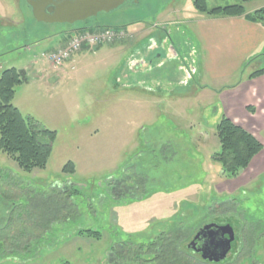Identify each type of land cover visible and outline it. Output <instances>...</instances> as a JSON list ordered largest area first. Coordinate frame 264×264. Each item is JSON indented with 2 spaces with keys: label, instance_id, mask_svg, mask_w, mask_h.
Returning a JSON list of instances; mask_svg holds the SVG:
<instances>
[{
  "label": "rangeland",
  "instance_id": "374dc122",
  "mask_svg": "<svg viewBox=\"0 0 264 264\" xmlns=\"http://www.w3.org/2000/svg\"><path fill=\"white\" fill-rule=\"evenodd\" d=\"M136 1L67 26L38 23L25 0H0V76L9 69L22 74L26 81L15 87L12 105L55 135L41 170L25 172L0 151V264H111L107 255L113 243L146 244L171 223L189 227L186 246L204 224L226 218L243 228L224 264H264V100L255 98V90L238 100L233 96L237 107L247 104L241 113L235 110V122L263 150L233 179L211 161L219 150L216 125L227 106L220 94L264 69V41L244 56L220 59L223 65L211 70L198 36L209 15L197 11L192 0ZM206 3L209 10L264 8V0ZM257 24L264 29V21ZM115 28L153 33L137 42L154 48L150 54L161 63L139 73L129 70L135 51L126 44L84 47L60 69L45 57L74 34ZM169 53L176 58L172 62ZM67 163L72 173L63 172ZM122 180L126 187L139 186L115 199L110 184ZM64 189L78 195L61 198V205L50 198L51 190ZM64 202L77 214L62 222L53 209ZM29 210L34 211L30 221ZM41 220L51 223V232L36 241L47 226ZM78 229L101 236H77Z\"/></svg>",
  "mask_w": 264,
  "mask_h": 264
},
{
  "label": "trees",
  "instance_id": "16d2710c",
  "mask_svg": "<svg viewBox=\"0 0 264 264\" xmlns=\"http://www.w3.org/2000/svg\"><path fill=\"white\" fill-rule=\"evenodd\" d=\"M193 7L200 13L207 14L212 17H244L248 22L258 23L264 21V8L256 10L250 14H245L242 5L227 6L224 8H214L209 10L207 8L206 0H192ZM264 74V69L256 71L249 76V79L256 78ZM21 75L15 69L5 70L0 76V151L8 156L17 166L25 171L30 172L33 170L44 169L52 150V141L55 138L53 132H50L31 117H24L17 108L12 105V100L15 95V87L22 82H25V78H21ZM215 136L219 142V150L212 154L211 161L218 164L222 175L233 179L236 178L240 172L246 169L253 158L257 156L262 150L263 145L256 140V138L245 131L240 126L234 124L227 117L222 116L216 125ZM43 138L46 140L43 141ZM43 141V142H42ZM74 167L71 163H67L63 168V172L72 173ZM124 180L114 182L110 184V190L118 199L124 194L136 189L137 186L124 185ZM120 185V186H119ZM121 185L123 188H121ZM119 186V187H118ZM60 188V187H59ZM58 188V189H59ZM117 189H119L117 191ZM132 193V192H131ZM45 195V193H43ZM54 202L69 201L78 195V191L74 189H64L60 192H54L51 190L50 194ZM62 196V197H56ZM59 198V199H58ZM221 205V202L219 203ZM57 204V209H53V214L61 213L62 222L73 217L72 214H77L71 208V204L66 202L63 206ZM59 208V209H58ZM68 210V214H64L62 210ZM71 211V212H70ZM27 220L34 218V211H27ZM22 215V214H21ZM54 216V215H53ZM31 217V218H30ZM218 220L223 218L216 217ZM48 220L42 221L43 234L38 235L36 241L43 239L45 233H50L49 230L52 225ZM60 223V221H54ZM212 222V221H210ZM225 223L229 224L235 231L236 235L243 228L240 221H235L231 218H226ZM252 224V223H250ZM255 225V224H253ZM252 226V225H251ZM33 227V225L31 226ZM38 227V228H39ZM256 227V226H255ZM253 231H260L252 226ZM190 229L187 226L179 227L168 223L164 225V228L158 232V234L146 244H134L131 241H120L113 243L109 248L107 259L111 264H127V262H143V264H209L202 261L198 255L186 249L184 241L190 234ZM75 234L77 236H83L99 240L101 232L94 229H78ZM239 237L237 235L236 241L233 244V248L236 249ZM1 248V246H0ZM28 250V249H27ZM233 250V249H232Z\"/></svg>",
  "mask_w": 264,
  "mask_h": 264
},
{
  "label": "crops",
  "instance_id": "0c3cea01",
  "mask_svg": "<svg viewBox=\"0 0 264 264\" xmlns=\"http://www.w3.org/2000/svg\"><path fill=\"white\" fill-rule=\"evenodd\" d=\"M252 12L253 10L248 12L245 11V14H250ZM126 35L128 37L127 39L125 38L113 44H119L123 47L125 44L128 45V47H132L133 45L135 53L127 62L129 70H132L135 73H139L141 71H146L148 67H152V63L154 62L159 61V64L161 63L160 61L162 60L161 58H159V56L150 54L151 51H154L152 50L154 48H149V46H144V48H141L139 45V43L141 42H137L138 40L142 41L145 39H152L151 35H153V33H145L144 30L139 29L137 33L134 32L131 34H127L126 32ZM198 36L201 40L204 53H206L207 63L205 65L208 69L215 70L216 67L220 68V66L223 65L221 64L220 59L231 58L237 55L244 56L245 52L247 51L246 49L258 46L261 42H263L264 29L257 23L248 22L243 16H209V19L205 20L202 23L201 31ZM100 48L101 47H98L95 50H99ZM113 51L117 50L113 49ZM79 54H77L76 56H78ZM151 55L152 57H150ZM168 55V59H170L169 61L172 62L176 59L171 58L170 53ZM242 83H240L238 87H235L234 89L230 88L227 91H224L225 93L223 92L220 94V99L223 98L225 100L224 103L226 102L227 104V106H225V112L223 116L227 117L236 125L238 124L235 122L237 119L235 110H238L241 113V111H243L242 107L243 105H245V101H241L239 103V107H237V102L233 99L234 95H236L235 97L238 100V98H240L242 94L251 96L252 94H254L253 90H255V98L264 100V74L252 79H249L248 77V80L244 81L245 84L251 83L250 85H248V87H244L245 85L242 87ZM247 90H249L248 93H246ZM227 92L230 94L228 95V97H224V94H226ZM249 92H251V95H249ZM148 93L152 96L154 92L148 91ZM246 105L245 107H247Z\"/></svg>",
  "mask_w": 264,
  "mask_h": 264
},
{
  "label": "water",
  "instance_id": "95a60500",
  "mask_svg": "<svg viewBox=\"0 0 264 264\" xmlns=\"http://www.w3.org/2000/svg\"><path fill=\"white\" fill-rule=\"evenodd\" d=\"M25 1L34 20L43 24L82 22L100 13L113 12L127 2L137 3L136 0H73L59 5L52 14L43 4ZM234 241V231L229 224L207 223L195 232L186 249L209 264H224L232 252Z\"/></svg>",
  "mask_w": 264,
  "mask_h": 264
},
{
  "label": "built area",
  "instance_id": "2783aa9c",
  "mask_svg": "<svg viewBox=\"0 0 264 264\" xmlns=\"http://www.w3.org/2000/svg\"><path fill=\"white\" fill-rule=\"evenodd\" d=\"M123 37L124 33L116 30H107L99 34L84 32L82 35H73L64 47L46 54L45 57L53 69H59L83 47L93 49L100 45H108Z\"/></svg>",
  "mask_w": 264,
  "mask_h": 264
},
{
  "label": "flooded vegetation",
  "instance_id": "af4514ba",
  "mask_svg": "<svg viewBox=\"0 0 264 264\" xmlns=\"http://www.w3.org/2000/svg\"><path fill=\"white\" fill-rule=\"evenodd\" d=\"M32 3H34V4H36V3H38V4H43L44 6H45V9L46 10H48V9H50L51 10V12H52V14L54 13V11L56 10V8L59 6V5H61V4H63V3H66V2H72L73 0H30ZM26 6L30 9V7L26 4ZM31 10V9H30ZM110 13H112V12H110ZM110 13H107V14H105V15H108V14H110ZM99 15H104V13H100V14H98L96 17H98ZM90 19V18H89ZM88 19H86L85 21H82V22H86ZM76 23H79V22H76ZM76 23H73V24H65V25H67V26H72V25H75ZM173 51V50H172ZM217 221H212V222H209V223H216ZM216 224H218V223H216ZM224 224H227V223H222V224H218V225H224ZM205 225V224H204ZM233 231H234V236H235V241H236V238H237V235H236V231L233 229ZM235 241H234V243H235ZM233 243V244H234ZM232 249H233V245H232Z\"/></svg>",
  "mask_w": 264,
  "mask_h": 264
}]
</instances>
